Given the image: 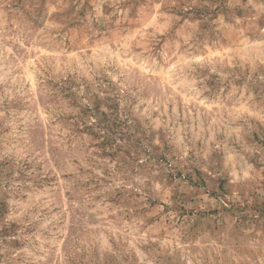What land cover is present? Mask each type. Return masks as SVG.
<instances>
[{
	"label": "rangeland",
	"instance_id": "obj_1",
	"mask_svg": "<svg viewBox=\"0 0 264 264\" xmlns=\"http://www.w3.org/2000/svg\"><path fill=\"white\" fill-rule=\"evenodd\" d=\"M0 264H264V0H0Z\"/></svg>",
	"mask_w": 264,
	"mask_h": 264
}]
</instances>
